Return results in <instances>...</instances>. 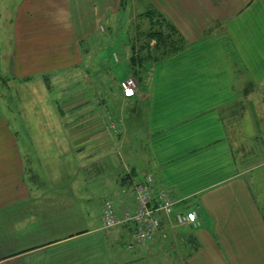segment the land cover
Listing matches in <instances>:
<instances>
[{"label":"crops","instance_id":"crops-1","mask_svg":"<svg viewBox=\"0 0 264 264\" xmlns=\"http://www.w3.org/2000/svg\"><path fill=\"white\" fill-rule=\"evenodd\" d=\"M150 4L165 19L164 24L153 20L150 29L161 28L166 42L151 39V54L142 71L132 70L139 72L132 96L119 88L124 77L118 81L129 105L117 109L116 121L109 113L102 120L106 130L91 146L90 153L97 156L90 162L73 165L81 152L74 142L77 134L65 135L62 125L54 129L44 106L31 103L38 112L32 120L30 114L25 117L28 125H41L36 138L41 140L39 157L43 153L46 158L41 159V168L46 169L41 170V192H35L25 176L23 157L30 134L18 137L14 132L15 114L0 96L3 248L8 233L60 230V223H54L58 213L45 209L67 210L73 203L53 197L59 184L69 182L75 201L81 202L89 201L94 189L106 191L104 200L124 212L133 206L130 181L150 173L154 188L169 191L176 200L175 211L196 209L201 223L197 228H169L163 221L165 238L157 236L152 243L119 252L112 256L113 264H264V149L259 153L254 143L264 139V117L253 116L258 104L254 95L264 93V0H150ZM120 9L121 0H0V77L24 84L32 75L76 64L82 58L81 44L99 35V26ZM142 53L131 57L138 59ZM31 62L41 67L30 71ZM13 90L11 85L0 86V95ZM143 99L144 106L137 103ZM92 106L85 103V122ZM239 108L245 112L239 115ZM71 115L72 124L79 117ZM64 138L71 141L67 152L62 150ZM92 140L93 135L85 142ZM131 141L142 143L143 150ZM52 173L49 186L44 185V176ZM34 205L41 209L33 212ZM131 231L126 225L110 234L117 241L119 236L129 239ZM83 232L56 236L41 247L64 244ZM23 251L3 252L0 264L14 263L20 257L15 255ZM70 260L71 256L64 261L58 257L48 264Z\"/></svg>","mask_w":264,"mask_h":264},{"label":"rangeland","instance_id":"rangeland-1","mask_svg":"<svg viewBox=\"0 0 264 264\" xmlns=\"http://www.w3.org/2000/svg\"><path fill=\"white\" fill-rule=\"evenodd\" d=\"M151 9L150 0H123L119 13L111 16L109 21L99 26V35L81 44L80 53L82 58L76 64H71L58 72L32 75L24 79V84H19L16 81L11 83L0 77V86L11 85L14 87L13 94L0 95L2 101L8 103L10 112L15 114V125L12 126L14 132L18 137L30 134L28 142H26L29 151L26 152L25 150L27 154L23 158L25 176L35 192H41V170L46 169L41 168V159L44 157H42L43 153L39 157L41 140L38 141L36 138V135L41 134V125L33 126L31 124L30 126L27 124L25 117L30 114L32 120L33 115L38 112L37 109L31 106V103H40L44 106L46 116L51 118L54 129L62 125L65 135L69 136V133L72 135L77 134L74 142H77L76 144L81 148V152L76 158L74 157L75 159L72 160L74 163L72 164L81 166V164L85 165L88 161L90 162L92 158L97 156V154L90 153V148L98 143L97 136L101 133L100 131L106 130L105 124L102 128V123H104L102 120L106 116L108 117L107 114L109 113L110 119L116 121L119 117L117 109L123 105V108L129 105L128 99L122 98L118 81L126 76H131L136 81L135 75L138 76L139 72L134 71V74L132 70H135L138 64L137 56L131 57V55L134 53L141 54L143 50H147L148 53L150 51L151 39H148L149 36L147 37L146 33L151 30L150 22H153V20H149V16H153L154 13ZM134 27L137 29L135 30ZM124 56L130 57L123 59ZM133 63L136 65H133ZM30 64L32 66L30 71L41 67V63H38L39 66L33 62ZM23 87L27 88V93L21 92ZM254 97L258 104H254L253 116L264 117V109L262 110L264 108L262 104L264 103V93L255 94ZM144 99L137 103L144 106ZM85 103L93 105V110L88 107V111L91 113L88 122L84 121ZM60 105L66 107V110H57L56 108H59ZM77 105H81V109H74ZM240 105L245 108V103L241 102ZM22 106L26 108L25 115L21 109ZM71 107H73L72 110ZM244 112L243 108L242 110L239 108V115ZM71 114L79 117L72 124L70 121ZM138 124H140V121H138ZM91 135H93V140L85 142V139L90 138ZM133 138L132 140H136L137 136ZM262 140L254 142L255 148L260 151L259 153H262L264 149V139ZM131 142L132 145H138L143 150L142 143H138V141H135L136 143ZM70 143L71 141L67 142L66 139L62 141V150L67 152ZM21 145L22 143L19 142L20 147ZM143 154H145V151ZM49 170L51 172L55 171L52 166L49 167ZM50 175L53 176V173L44 176L46 182L44 185L46 186H49V182H51L49 180ZM52 182L57 181L52 180ZM70 190L72 191L70 183L64 182L56 186L54 192L51 193L56 194L53 197L57 200H73L67 210L45 206L47 212H50L51 209L54 213H58L54 218V223L56 225L60 223V230L48 233L47 230L41 232L40 229L30 235L20 236L15 233H8L4 236L7 242L6 248L1 245L3 234L0 233V256L24 250L15 255L20 257L15 259L12 264H48V262L55 263L54 261L58 257H61L64 261L65 257L69 256L72 257V260L68 261L67 264H113L112 256H116L119 252L125 250L131 251L126 249L128 239L119 236L117 241H114V236L110 233L114 232L115 228L101 229V210L104 199L108 198L105 194L106 191L94 189L92 198L89 201L81 202L75 201L78 198ZM88 196L91 197L90 193H88ZM31 208L33 212H38L41 205H34ZM81 231H84L83 234H78L79 236L74 237L69 242L64 244L55 243V246L51 247H41V244L56 236L59 237L65 233L76 234ZM3 252L7 253L3 255ZM66 252L71 254H66Z\"/></svg>","mask_w":264,"mask_h":264},{"label":"built area","instance_id":"built-area-1","mask_svg":"<svg viewBox=\"0 0 264 264\" xmlns=\"http://www.w3.org/2000/svg\"><path fill=\"white\" fill-rule=\"evenodd\" d=\"M119 88L125 96H132L136 92L137 84L133 77L126 76L119 81ZM153 184L154 177L150 173L130 181L133 195L131 210L117 212L112 201L103 202L101 222L104 229L132 226L126 243L127 250L132 251L135 246L152 243L157 236L165 238L163 221L169 228H197L201 223L196 209L175 211L176 200L171 193L156 190Z\"/></svg>","mask_w":264,"mask_h":264},{"label":"trees","instance_id":"trees-1","mask_svg":"<svg viewBox=\"0 0 264 264\" xmlns=\"http://www.w3.org/2000/svg\"><path fill=\"white\" fill-rule=\"evenodd\" d=\"M123 5V0H121V6ZM152 12H154L153 13V16L151 15V16H149V20H154V24H164L163 22H165V19L161 16V15H159V14H157L155 11H152ZM159 19V20H158ZM161 32H162V30H161V28H159V29H156V28H154V29H151L150 31H148L147 33H146V36L148 37L149 36V38L148 39H154V38H158L157 39V41H159V43L161 44V43H164V42H166V41H164L163 39H161V37H160V35H161ZM141 48V47H140ZM145 51H147V50H145ZM140 52H142V51H140ZM150 51H149V53L148 52H146V53H144L140 58H138L137 59V66L135 67L136 69H137V71H142V69H143V65L145 64V61H146V59L148 58V55L150 56ZM131 62V61H130ZM133 65H136L135 63H133ZM135 69V70H136Z\"/></svg>","mask_w":264,"mask_h":264}]
</instances>
